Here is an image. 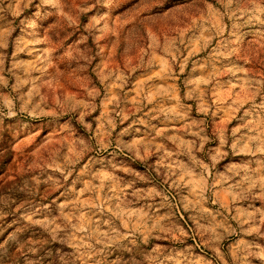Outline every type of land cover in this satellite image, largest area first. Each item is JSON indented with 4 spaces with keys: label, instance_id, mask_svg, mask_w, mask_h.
Instances as JSON below:
<instances>
[{
    "label": "rangeland",
    "instance_id": "rangeland-1",
    "mask_svg": "<svg viewBox=\"0 0 264 264\" xmlns=\"http://www.w3.org/2000/svg\"><path fill=\"white\" fill-rule=\"evenodd\" d=\"M0 264H264V0H0Z\"/></svg>",
    "mask_w": 264,
    "mask_h": 264
}]
</instances>
